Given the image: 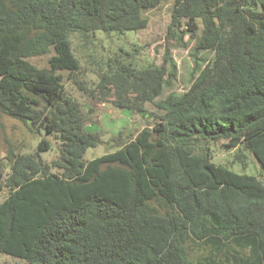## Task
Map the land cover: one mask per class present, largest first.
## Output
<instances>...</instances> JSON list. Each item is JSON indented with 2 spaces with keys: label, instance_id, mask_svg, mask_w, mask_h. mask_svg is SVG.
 Masks as SVG:
<instances>
[{
  "label": "trees",
  "instance_id": "16d2710c",
  "mask_svg": "<svg viewBox=\"0 0 264 264\" xmlns=\"http://www.w3.org/2000/svg\"><path fill=\"white\" fill-rule=\"evenodd\" d=\"M163 1L0 0V113L44 130L59 152L44 161L53 145L43 138L34 154L0 159L10 192L0 254L23 264H264V0H174L169 35L185 22L179 41L189 34L198 53L214 54L183 95L156 101L175 77L168 50L161 66L110 58L92 90L79 78L72 34L144 30V13ZM53 52L49 68L29 61ZM62 72L90 100L160 115L135 136L122 128L109 142L116 151L87 161L102 132H89L91 112ZM220 141L237 150L234 163L253 155L262 175L215 164ZM192 244L224 259L196 262Z\"/></svg>",
  "mask_w": 264,
  "mask_h": 264
},
{
  "label": "rangeland",
  "instance_id": "374dc122",
  "mask_svg": "<svg viewBox=\"0 0 264 264\" xmlns=\"http://www.w3.org/2000/svg\"><path fill=\"white\" fill-rule=\"evenodd\" d=\"M174 4V0H164L156 9L145 12L144 16L148 19V26L138 32H128L124 35L97 33L94 38L88 41L82 39L78 34H72V48L81 64L79 78L85 83V86L89 90L97 86L98 76L95 73L100 67L105 66L110 58L133 60L140 68L150 64L161 66L164 64L165 52L168 50L175 65V77L171 79L170 85L164 87L162 95L156 101L164 100L171 94L180 96L188 92L199 73L211 62L214 54L211 51L198 53L196 43L189 34L179 41L180 33L185 28V22H183V28L181 26L175 29L179 36L171 37L169 35ZM198 25L199 32H201L200 21ZM53 54L54 52L50 55L30 58L29 61L40 69L49 68V59ZM61 74L64 76L67 92L75 97L88 112H91L89 124H92V127L90 126L89 132H102L103 143L87 151L85 155L87 161L116 151L117 148L109 142L111 137L117 135L122 128L130 125L128 129L122 130L123 137L135 136L146 126H152L156 116L160 115V111L151 104L147 105L151 115L148 119H144L141 115L133 114L131 111L119 110L109 102L90 100L89 93L80 91L72 81L68 80L67 72ZM96 122L99 124L95 125ZM43 138H48L53 148L50 152L42 153L41 157L47 163H51L59 155L58 143L54 138L48 137L44 130L31 132L21 121L0 113V159L5 160L10 150L18 154H34ZM226 144L227 141H220L212 146V161L215 164L222 165L238 174L255 177L262 175L260 166L253 155L246 154V166L234 163L237 150L225 148ZM261 178L264 179V176ZM9 194L8 188L0 189V204ZM212 252L214 251L212 250ZM211 254L209 247L205 249L197 244L194 245L193 255L196 262L205 261L206 258L208 260L214 258L217 262L224 259V255L216 257V253ZM210 256L212 257L210 258ZM0 264L23 263L18 259L0 254Z\"/></svg>",
  "mask_w": 264,
  "mask_h": 264
},
{
  "label": "crops",
  "instance_id": "0c3cea01",
  "mask_svg": "<svg viewBox=\"0 0 264 264\" xmlns=\"http://www.w3.org/2000/svg\"><path fill=\"white\" fill-rule=\"evenodd\" d=\"M112 112V111H111Z\"/></svg>",
  "mask_w": 264,
  "mask_h": 264
}]
</instances>
